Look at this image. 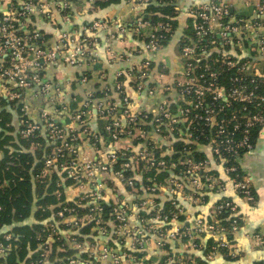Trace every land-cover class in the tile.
<instances>
[{"label": "built area", "instance_id": "obj_1", "mask_svg": "<svg viewBox=\"0 0 264 264\" xmlns=\"http://www.w3.org/2000/svg\"><path fill=\"white\" fill-rule=\"evenodd\" d=\"M87 1L93 3V0ZM174 2L133 0L131 4L141 7L148 3ZM77 3L74 0H18L16 4L13 0H0V97L15 101L22 98L19 93L34 87L38 90V96L54 90L62 101L68 95L62 93L60 86L51 85L44 79V66L56 59L76 68L82 67L84 62H93L96 40L64 32L53 48H44L39 43L40 34L30 32L27 22L31 16L51 19L57 13L65 25L71 24L72 11ZM255 13L264 17V0L257 5ZM189 16L194 22V42L179 49V59L183 63L181 73L164 90L166 94L173 92L177 101L176 110L171 111L166 103L158 105L154 114L137 112L132 108L122 80L133 82L135 90L140 93L151 73L156 75L149 61L116 74L114 89L120 99L119 104L94 102L89 95L78 111L67 115L69 122L65 125L54 114L59 110L66 112L65 106L60 105L53 113H38L27 103L21 106L19 135L27 139L44 134L49 144L54 145L45 157L37 179L51 173L59 164L66 177L78 183L75 188L82 192L75 196L78 202L89 201L86 220H92L95 224L93 230L98 242H79L71 234V230L82 222L76 217L75 209L63 207L54 213L59 227L63 229L58 225H45L49 243L62 237L78 255V258L69 259L66 263L58 261L57 264H154L147 260L146 249L161 251L167 240L178 241L186 248L185 254L171 264H207L217 255L234 257L233 246L226 237L240 227L241 217L236 216V205L231 200L224 199L213 206V220L197 218L192 224L183 223L174 228L179 220L185 221L180 218L177 201L172 199L167 207L156 208L152 199L147 197L148 194L154 196L161 190H167L171 197L179 194L183 201L196 204L202 199L201 193L205 187L215 193L224 190L225 185L211 173L212 164H222L232 191L247 204L254 201L249 179L239 177L236 167L226 164L231 159L236 161L252 149V131L264 124V91L258 92L259 83L264 77V65L256 63L258 60L264 61V35L261 34L264 21L233 18L230 7L218 0L191 8ZM103 28L105 25L99 22L89 27L93 30ZM132 29L140 37L143 50L149 54L160 49L158 36L162 38L173 33L169 23H151L148 19L136 20ZM144 30L148 31L147 35L142 34ZM210 54H213V58L208 59ZM157 72L158 79L166 78L163 71ZM147 95H154V91L150 89ZM91 109L104 123L103 132L113 148H117L120 142L126 143L136 137L135 140H142L141 150L133 154L131 149L114 148L100 159L80 152L79 137L86 133L85 123ZM118 112L120 116H116ZM147 120H150L148 125L155 135L167 140L166 147L159 149L160 143L156 138V141H145L141 125H146ZM201 140L206 143H201ZM178 141L185 145L192 144L195 151L205 156L197 161L191 157L164 160L166 156H173L172 146ZM156 150L160 151V159L154 156ZM207 150L209 153H205ZM190 154L189 148H183V155ZM119 161L118 169L114 171L113 167ZM148 169L166 173L174 171L178 177L167 176V189L162 183L146 179L147 185L142 190L145 196L134 202L115 197L114 201H110L104 194V182H100V176L111 173L126 192L131 193L136 191L134 176L142 175ZM105 207L110 208L112 217L109 220L102 219ZM223 211L234 216L228 229L218 223ZM132 217L137 219L136 226L130 223ZM5 239L8 240L9 236H5ZM207 240L212 243L209 248L205 245ZM125 241L130 243L128 252L124 251ZM257 241L260 245L263 243L259 238ZM108 242L119 244L120 249L108 246ZM41 251V260L37 264H47L51 248L47 245ZM58 251L64 250L60 248ZM3 252L0 245V253ZM81 253L87 256L86 260L80 259ZM168 261L166 259L161 263L167 264Z\"/></svg>", "mask_w": 264, "mask_h": 264}, {"label": "crops", "instance_id": "obj_2", "mask_svg": "<svg viewBox=\"0 0 264 264\" xmlns=\"http://www.w3.org/2000/svg\"><path fill=\"white\" fill-rule=\"evenodd\" d=\"M132 1L120 0L116 5L99 9L94 3L87 0H78L72 11V22L68 25L63 23L61 16L57 13H54L51 19L35 17V24L33 25H35L36 31L41 30L40 36L43 38H45L43 35L47 36L44 40L48 45L46 48H53L59 36L64 32L75 33L80 37L96 40L93 47L96 56L93 62H84L80 68L68 66L60 59L44 66L42 70L44 79L49 81L51 85L60 86L63 90L62 93H68L62 101L57 98L54 90H50L47 95L38 96L36 95L38 90L34 87L21 93L22 103H27L35 108L38 113L41 111L53 113L54 109L59 108L60 105L65 106L66 112L59 110L54 113L60 123L65 125L69 122L67 115L78 111L89 95L93 97L94 102L104 101L119 104L120 99L114 89L117 80L116 74L125 72L130 66L149 61L151 65L153 63L151 68L155 70L156 75L151 73L150 79L144 81V89L140 93L135 90L136 86L133 82L126 79L122 80L124 90L129 94L132 108L137 112L154 114L158 105L166 103L171 111L176 110L177 101H175L173 92L166 94L167 92L164 90L181 73L178 44L184 38L188 24H190V9L212 0H175L178 13L176 29L167 45L154 54H149L143 50L140 37L135 35L132 29V24L136 20L143 19L142 13L146 5L137 7L131 4ZM218 1L230 7L233 18L264 21V17H260L255 13L257 5L263 0ZM96 22L103 23L105 28L89 29ZM142 34L147 35L148 31L144 30ZM261 34L264 35V26L261 29ZM160 69L164 72L166 78L158 79L157 75L159 73L157 71ZM150 89L154 91L152 96L147 95ZM97 91H102L101 95L96 93ZM103 92H106L107 95L104 96ZM116 116H120L119 112L116 113ZM18 122L19 118L15 116L12 123L17 130H19ZM103 126L104 123L98 119L94 109H91L90 117L86 119L85 123L86 133L81 134L79 137L80 152L100 159L113 151L115 147L113 148L112 144L108 142L103 132ZM144 133L145 141H156L154 139L156 138L160 143L158 144L159 149L166 147L167 140L156 136L151 129H145ZM135 139L136 137L126 143L120 142L115 149H131L133 154L138 153L143 144H141L142 140ZM94 146L99 150H95ZM205 153H209V150ZM207 156L209 155L207 154ZM236 163L242 173L249 179L251 191L254 195V201L251 204H247L232 191L228 177L222 170V164H212L211 172L225 185L224 190L215 193L205 187L201 193L202 199L196 204L183 201L179 194L171 197L168 195L167 190H161L160 193L154 196L148 194L147 197L150 200L152 199L156 208L167 207L168 202L172 199L177 201L180 208V218L185 221L179 220L175 223L174 228L183 225V223L192 224L197 218L207 221L213 220V206L222 198L231 200L236 205V216L241 217L240 227L226 237L233 246L234 264H264V124L255 132L252 149L243 153L236 160ZM167 176L169 178L177 175L174 171H169ZM134 178L136 183H139V188L131 193L126 192V189L111 173L100 176L99 180L104 182L103 191L109 200L111 199L110 201H114L115 197L125 200V202H134L139 197L145 196V191H142L144 187L142 175L136 174ZM164 188L167 189V185ZM138 189L141 190L140 193ZM65 193L71 199L79 196L82 192L75 187H71ZM130 223L136 226L137 219L132 217ZM257 238L263 242L261 245L258 243ZM112 244L115 249H120L119 244ZM123 247L124 251H130L129 242L125 241ZM185 251L186 248L182 243L167 240L163 250L158 251L156 248H147L145 254L147 260L154 264H162L161 262L166 259L169 260L167 264H171L174 259L184 255ZM224 259L223 255H217L207 264H226L227 262Z\"/></svg>", "mask_w": 264, "mask_h": 264}, {"label": "trees", "instance_id": "obj_3", "mask_svg": "<svg viewBox=\"0 0 264 264\" xmlns=\"http://www.w3.org/2000/svg\"><path fill=\"white\" fill-rule=\"evenodd\" d=\"M13 1L16 4L18 3V0ZM119 1L93 0V3L99 9H105L118 4ZM177 15L175 2L173 4L159 3L158 5L148 3L142 13V18L148 19L151 23H169L174 32L177 26ZM189 21L190 24H188L184 38L178 44V49L194 42V22L192 18ZM34 22L35 17L31 16L29 22H27L29 31L41 34L40 29L39 32L36 31V27L33 25ZM172 35L173 33L163 35L162 38L157 37L160 48L167 45ZM43 36L45 38L41 37L39 43L46 48L48 45L44 40L47 36ZM207 58H213V54L208 55ZM260 62L261 60L256 61V63L264 65V61ZM258 66L260 67V65ZM259 72L261 73V71ZM262 91H264V77L259 83L258 89L259 93ZM96 93L101 95L102 91ZM22 105L21 99L8 101L4 97H0V245L4 249V252L0 253V264H37L41 260V248L47 245L51 248L50 261L47 264H57L58 261L66 263L69 259L78 258L76 250L69 247L65 240L61 239L62 237L57 239L53 237L54 241L49 243L48 232L44 230L45 225L52 224L59 227V221L54 217V213L59 208H73L76 211V217L82 219V222L75 229H70L72 237L79 242L97 243L98 241L95 240L97 234L93 230L95 227L94 221L86 220L89 215L90 203L86 200L79 203L78 198L69 199L66 196V190L76 187L78 183L67 178L64 170L59 169V164L55 165L51 173L37 179L45 157L51 152L54 145L49 144L44 134H37L36 138L27 139L19 135V130L15 129L12 121L15 116L20 118ZM149 121H146V125H141L143 130L151 128L148 125ZM257 129L255 128L251 134L252 145ZM201 143H206V141L201 140ZM185 147L191 150L189 156L183 155V148ZM172 148L174 151L173 156L171 158L166 156L163 158L164 160L176 161L191 157L197 161L205 156L204 153L198 150L195 151V146L192 144L185 145L181 141L174 142ZM154 156L160 159V151L156 150ZM119 163L120 161L113 167L114 171L118 169ZM226 165H234L237 169L236 174L239 177L245 176L233 159L229 160ZM142 177L143 186L147 185L146 179H153L156 183L164 184L167 173L148 169L143 172ZM134 182V188H139V183ZM140 192L141 190H139ZM251 194L254 198L252 191ZM238 197L242 199L241 196ZM224 199L226 198L220 199L217 203ZM111 217L110 208L105 207L102 219L109 220ZM232 219H234V216L223 211L219 215L218 223L228 229ZM59 228L63 229L61 226ZM5 236H9V239L6 240ZM107 244L113 247L111 242ZM205 245H208V248L211 247V240H207ZM60 248L64 251H58ZM79 257L83 260L87 259L84 253L79 254ZM224 258L226 264H234L235 262V257L224 256Z\"/></svg>", "mask_w": 264, "mask_h": 264}]
</instances>
